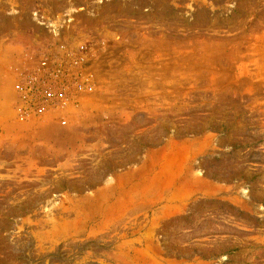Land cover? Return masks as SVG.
<instances>
[{
	"label": "rangeland",
	"instance_id": "rangeland-1",
	"mask_svg": "<svg viewBox=\"0 0 264 264\" xmlns=\"http://www.w3.org/2000/svg\"><path fill=\"white\" fill-rule=\"evenodd\" d=\"M0 264H264V0H0Z\"/></svg>",
	"mask_w": 264,
	"mask_h": 264
}]
</instances>
